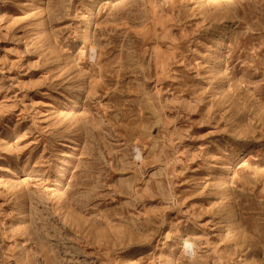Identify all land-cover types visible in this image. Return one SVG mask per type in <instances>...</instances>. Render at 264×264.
Masks as SVG:
<instances>
[{
  "label": "rangeland",
  "instance_id": "1",
  "mask_svg": "<svg viewBox=\"0 0 264 264\" xmlns=\"http://www.w3.org/2000/svg\"><path fill=\"white\" fill-rule=\"evenodd\" d=\"M0 264H264V0H0Z\"/></svg>",
  "mask_w": 264,
  "mask_h": 264
},
{
  "label": "bare ground",
  "instance_id": "2",
  "mask_svg": "<svg viewBox=\"0 0 264 264\" xmlns=\"http://www.w3.org/2000/svg\"><path fill=\"white\" fill-rule=\"evenodd\" d=\"M72 147V145H71V143L70 142H68V143H65V148L66 149H68V148H71Z\"/></svg>",
  "mask_w": 264,
  "mask_h": 264
}]
</instances>
